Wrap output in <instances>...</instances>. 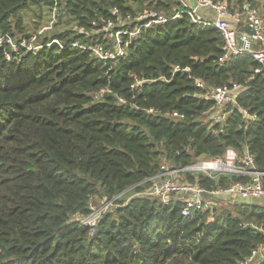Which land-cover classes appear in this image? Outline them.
<instances>
[{"label": "trees", "instance_id": "1", "mask_svg": "<svg viewBox=\"0 0 264 264\" xmlns=\"http://www.w3.org/2000/svg\"><path fill=\"white\" fill-rule=\"evenodd\" d=\"M54 6L67 26L43 34L40 48L13 52L0 43V264H237L246 258L263 243L264 204L236 203V214L212 208L181 216L177 204L136 194L163 155L180 167L246 148L264 171V67L249 55L221 62L219 32L184 13L172 18L184 10L176 0H0V35L14 43L28 39L22 13ZM145 7L166 22L142 28L115 60L100 61L79 47L106 43L101 34L88 38L70 26L88 31L100 19L129 16L122 28L130 30ZM53 39L59 44L46 46ZM195 80L208 87L244 84L224 121L201 118L213 102ZM104 86L125 102L110 95L94 101ZM241 109L255 119H245ZM172 112L183 117L165 115ZM238 180L199 182L209 188ZM127 189L133 195L115 200L93 228L80 223L90 197L109 200Z\"/></svg>", "mask_w": 264, "mask_h": 264}, {"label": "built area", "instance_id": "2", "mask_svg": "<svg viewBox=\"0 0 264 264\" xmlns=\"http://www.w3.org/2000/svg\"><path fill=\"white\" fill-rule=\"evenodd\" d=\"M176 1L182 4L184 10L175 12L172 18H177L181 13H184L192 23L211 27L219 32L222 38L221 62L234 56L249 55L260 66L264 67V1L261 3L250 0L241 2L237 0ZM52 11L53 13L56 12L55 6ZM112 14L116 15L117 11L113 9ZM166 18L161 12L149 10L137 16L139 21L130 30L122 28L125 22H129V16L125 19L117 16L115 20L100 19L103 25L102 29L108 32L111 37L108 44L97 42L86 47L73 45L87 49L93 57L100 61L115 60L126 55L129 42L140 33L142 28L164 23L167 20ZM119 20L122 21V24L117 23ZM143 21L144 23H141ZM92 24L97 25L94 22ZM51 27L52 22L44 29L48 30ZM37 38L38 36L34 34L29 36L28 39H22L18 43H14L7 35H0V43L6 42L9 44L13 52H17L18 47L34 51L42 46ZM52 43L59 44L57 40L53 39L46 46ZM5 58L10 60V53H6ZM178 69L175 66L174 70ZM184 71L188 70L184 69ZM258 71L255 70V72ZM140 83L139 80L135 81L131 85V89H135ZM195 85L203 91V98L213 102L211 110L215 113L217 122L224 121L228 107L235 104L236 95L244 86V84L234 82L230 85L208 87L199 80H195ZM106 95L113 96L117 103L123 104L125 102L123 98L115 95L109 86L99 88L92 95V98L94 101H99ZM148 111L152 112L151 109ZM241 113L247 120L252 121L255 119V115L249 114L245 109H241ZM165 115L177 119L183 117L177 112ZM229 151V154H232L230 157H228V154L227 157L209 158L208 160L199 157L186 166H160L155 175L145 180L148 185L136 196L152 198L161 204H177L181 216H190L196 212L211 210L213 207L212 202L215 199L229 200L232 203L256 202L264 204V171L256 169L253 158L246 148L243 149L242 154L232 150ZM220 177H236L240 180L224 186H210L209 188L199 182V179L202 178L217 181ZM122 193L104 201L97 208L92 207L90 197L89 213L86 216H77L80 223L93 228L104 213L115 207L113 202ZM259 231L263 236V243L253 248L250 254L238 261L237 264H259L264 262V229Z\"/></svg>", "mask_w": 264, "mask_h": 264}, {"label": "rangeland", "instance_id": "3", "mask_svg": "<svg viewBox=\"0 0 264 264\" xmlns=\"http://www.w3.org/2000/svg\"><path fill=\"white\" fill-rule=\"evenodd\" d=\"M232 1H236V0H232ZM255 3H261L264 0H252ZM149 10H153L152 7H145V9H143V11H137L136 15L139 16L140 14H143L144 12H148ZM57 12L53 13V11H50L46 8H43L41 12H38L37 10L33 9L32 7L29 9H26L23 13H22V23H23V29L25 31V33H27V35L29 36H33L34 34H36L38 36V41L39 38L45 34L50 32V30L52 29V31H61L63 30V28H65L67 25L65 24L67 22V18L64 15H61V18H56L57 17ZM135 21H139L136 17ZM52 22V27L48 30H45L44 27L49 26V24ZM118 24H122V21L119 20V22H117ZM71 24V23H70ZM71 28L75 31H79V32H84L85 36L90 38V37H95V36H100L101 34V38L103 39V41H106V44L109 43V41L111 40V37L109 35L108 32H105L102 28L103 25L98 24V25H93V28L88 30V31H83V29H78L73 23L70 25ZM69 26V27H70ZM117 26H121V25H117ZM40 33V34H38ZM18 35V34H16ZM40 42V41H39ZM201 118L205 121V122H211V123H215L216 119H215V113L213 111H208L206 113H204L203 115H201ZM229 150L226 151L225 155L227 157ZM230 157V155L232 154H228ZM205 160H208L209 158H205ZM160 166H164V167H173L175 166L173 164V161L169 160L168 158H166L164 155L159 157V167ZM133 189H127L126 191H124L119 197H117L115 200H121L119 202H125L129 197H131L133 195ZM110 200V199H109ZM104 201H106V199L104 198H100L99 196H92L91 197V205L93 208H97L99 207ZM116 201H114L113 203H115ZM213 209L214 212H216L217 214H224L226 212H229L231 214H236V211L238 208H236L237 206L235 205L236 203H232L229 200H220V199H215L213 202ZM249 204H253V205H257V206H261V203H256V202H249ZM115 205V204H114Z\"/></svg>", "mask_w": 264, "mask_h": 264}, {"label": "water", "instance_id": "4", "mask_svg": "<svg viewBox=\"0 0 264 264\" xmlns=\"http://www.w3.org/2000/svg\"><path fill=\"white\" fill-rule=\"evenodd\" d=\"M246 31H249L248 29H246ZM251 33V31H249Z\"/></svg>", "mask_w": 264, "mask_h": 264}, {"label": "crops", "instance_id": "5", "mask_svg": "<svg viewBox=\"0 0 264 264\" xmlns=\"http://www.w3.org/2000/svg\"><path fill=\"white\" fill-rule=\"evenodd\" d=\"M203 11H205V10H203ZM205 13V12H204ZM230 152V151H229ZM229 152H228V154H229Z\"/></svg>", "mask_w": 264, "mask_h": 264}]
</instances>
